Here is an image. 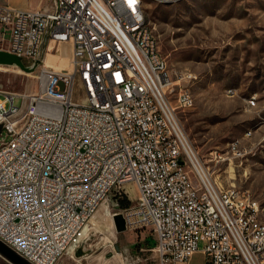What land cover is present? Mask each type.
<instances>
[{"label":"built area","instance_id":"2783aa9c","mask_svg":"<svg viewBox=\"0 0 264 264\" xmlns=\"http://www.w3.org/2000/svg\"><path fill=\"white\" fill-rule=\"evenodd\" d=\"M51 2L0 5L7 51L35 60L45 36L71 48L70 70L43 65L35 92L0 93V240L30 264H55L84 240L106 197L132 184L135 200L117 213L127 230L154 232L156 264H188L199 250L202 264H264L260 205L217 183L185 136L177 110L193 107V78L168 68L151 27L139 30L143 0ZM85 103L119 121L139 157L136 176Z\"/></svg>","mask_w":264,"mask_h":264},{"label":"rangeland","instance_id":"374dc122","mask_svg":"<svg viewBox=\"0 0 264 264\" xmlns=\"http://www.w3.org/2000/svg\"><path fill=\"white\" fill-rule=\"evenodd\" d=\"M9 1L0 0V4ZM39 3L40 8L49 9L52 2ZM143 3L146 22L168 68L194 77L188 84L193 107L177 110L185 136L215 181L255 198L264 220V0ZM8 41L7 29L0 26V49L7 51ZM70 54L68 43L50 42L45 36L36 58L39 64L32 72L0 65V93L35 92L40 66L70 70ZM23 62L31 65L34 60ZM44 80L39 79L41 90ZM15 104L20 105V99ZM123 189L131 205L136 187L125 184ZM112 193L88 222L82 244L87 254H64L55 264H156L155 235L149 227L115 230L112 215L124 208L116 204ZM202 262L200 250L188 260V264ZM0 264L11 263L0 256Z\"/></svg>","mask_w":264,"mask_h":264},{"label":"bare ground","instance_id":"6f19581e","mask_svg":"<svg viewBox=\"0 0 264 264\" xmlns=\"http://www.w3.org/2000/svg\"><path fill=\"white\" fill-rule=\"evenodd\" d=\"M147 29H149V25L146 22L145 14H142V19L139 21V30ZM189 78L194 77L189 75ZM44 81V86L40 91V98H48L50 94L49 82L46 79ZM187 98H189V102L194 105V97L190 90H187ZM85 110L90 115H95L102 122L107 123V125L114 131L116 142L121 146V153L124 157V160L128 161L131 164L129 168V176H136V173L139 172V157L136 153L132 152V149L129 146V139L126 137L125 132L122 129V126L119 121L115 118L113 114H110L109 112L104 111L103 109H97L93 103H85ZM67 254L70 255L71 252L68 251Z\"/></svg>","mask_w":264,"mask_h":264},{"label":"water","instance_id":"95a60500","mask_svg":"<svg viewBox=\"0 0 264 264\" xmlns=\"http://www.w3.org/2000/svg\"><path fill=\"white\" fill-rule=\"evenodd\" d=\"M38 64H39V60L35 59L33 64L26 65L24 64L20 56L13 54L9 51L0 49V65L15 66L24 72L30 73L35 69L36 66H38ZM112 219L115 230L117 232H121L126 229L124 218L120 213L113 214ZM82 244L83 241L74 250L73 254L75 257H80L87 254V251H84L82 249ZM0 256H2L11 264H30L27 260L19 256L16 252H14L1 240H0Z\"/></svg>","mask_w":264,"mask_h":264},{"label":"crops","instance_id":"0c3cea01","mask_svg":"<svg viewBox=\"0 0 264 264\" xmlns=\"http://www.w3.org/2000/svg\"><path fill=\"white\" fill-rule=\"evenodd\" d=\"M38 2H40V0H38V1L35 0V2L32 3V4H29L27 2V0H12V2L9 1V3L6 4V5H11V6H14V7H17V8H21V9H30V10L42 9V8H40V3L37 5ZM0 5H5V4H0ZM0 26H2V25L0 24ZM8 43H9V41H8Z\"/></svg>","mask_w":264,"mask_h":264},{"label":"trees","instance_id":"16d2710c","mask_svg":"<svg viewBox=\"0 0 264 264\" xmlns=\"http://www.w3.org/2000/svg\"><path fill=\"white\" fill-rule=\"evenodd\" d=\"M111 197L116 202V204L119 205V207L127 208V206H129L130 201L128 200L127 195L124 193H116V191H113Z\"/></svg>","mask_w":264,"mask_h":264}]
</instances>
